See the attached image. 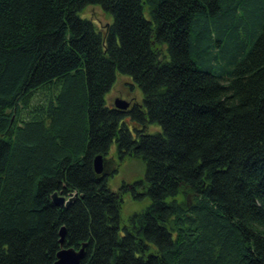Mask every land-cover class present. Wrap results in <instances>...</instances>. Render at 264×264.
I'll return each instance as SVG.
<instances>
[{
  "label": "trees",
  "instance_id": "trees-1",
  "mask_svg": "<svg viewBox=\"0 0 264 264\" xmlns=\"http://www.w3.org/2000/svg\"><path fill=\"white\" fill-rule=\"evenodd\" d=\"M114 139L145 164L126 223ZM61 227L81 264H264V0H0V264H53Z\"/></svg>",
  "mask_w": 264,
  "mask_h": 264
},
{
  "label": "rangeland",
  "instance_id": "rangeland-1",
  "mask_svg": "<svg viewBox=\"0 0 264 264\" xmlns=\"http://www.w3.org/2000/svg\"><path fill=\"white\" fill-rule=\"evenodd\" d=\"M82 17L93 21L98 29L104 30L106 25L111 21L98 5H89L81 13ZM38 96L35 101H42ZM116 99L128 102L129 107L133 104H141L142 93L132 81L123 74L117 73L115 81L109 92L105 96L107 105L114 106ZM128 129L134 133L136 127L130 121H125ZM146 132L154 133L159 130L157 125L148 124ZM102 172L108 175V185L111 190L119 193V188L123 185L131 186L136 180L142 179L145 172V164L141 159L132 156H119L117 151L116 140L114 139L110 145L108 153L102 157ZM121 198V219L127 222L128 218L135 212L143 210L149 203L148 199L134 200L130 193H119ZM191 198L190 193L187 201Z\"/></svg>",
  "mask_w": 264,
  "mask_h": 264
},
{
  "label": "water",
  "instance_id": "water-1",
  "mask_svg": "<svg viewBox=\"0 0 264 264\" xmlns=\"http://www.w3.org/2000/svg\"><path fill=\"white\" fill-rule=\"evenodd\" d=\"M114 108L117 110H127L129 107L128 102L124 100L116 99L114 104ZM102 155L98 154L93 159V168L97 174L104 175L102 172ZM75 195L69 196L66 198L58 192H54L51 195V200L54 204L58 206H68ZM65 240V228L61 227L59 230V246L60 249L56 253V259L53 264H81L83 258L85 257V247L86 243H82L79 248H74L71 246L64 245Z\"/></svg>",
  "mask_w": 264,
  "mask_h": 264
},
{
  "label": "flooded vegetation",
  "instance_id": "flooded-vegetation-1",
  "mask_svg": "<svg viewBox=\"0 0 264 264\" xmlns=\"http://www.w3.org/2000/svg\"><path fill=\"white\" fill-rule=\"evenodd\" d=\"M129 108V107H128Z\"/></svg>",
  "mask_w": 264,
  "mask_h": 264
}]
</instances>
